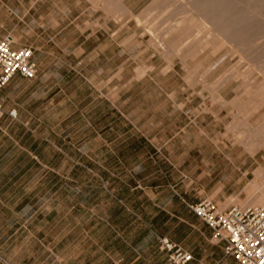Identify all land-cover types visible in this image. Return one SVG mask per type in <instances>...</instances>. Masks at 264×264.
Returning a JSON list of instances; mask_svg holds the SVG:
<instances>
[{
  "label": "rangeland",
  "instance_id": "rangeland-1",
  "mask_svg": "<svg viewBox=\"0 0 264 264\" xmlns=\"http://www.w3.org/2000/svg\"><path fill=\"white\" fill-rule=\"evenodd\" d=\"M161 1L0 0V38L30 47L38 68L0 96L7 112L29 121L27 155L88 169L89 194L101 195V264H163L154 248L161 236L195 249L196 264H237L186 203L245 207L264 188V0L250 24L261 32L247 38L218 35L228 21L213 28L206 1ZM141 162L132 181L116 165ZM58 173L63 179L43 181V194L60 185L59 196L69 193L67 172ZM38 262L55 264L24 263Z\"/></svg>",
  "mask_w": 264,
  "mask_h": 264
},
{
  "label": "crops",
  "instance_id": "crops-1",
  "mask_svg": "<svg viewBox=\"0 0 264 264\" xmlns=\"http://www.w3.org/2000/svg\"><path fill=\"white\" fill-rule=\"evenodd\" d=\"M68 71L79 73L74 68ZM0 104V252H18L11 256L0 253V260L7 264H25L27 259L36 261L40 258L50 259L55 264H101V195L93 197L89 194L88 169L83 164L68 161L59 168L56 162L43 163L39 156L27 155L23 141L27 137L29 121L21 114L18 115L15 109H11L16 112L15 118L10 117L8 113L11 110L6 111L1 96ZM139 137L146 141L152 139L147 133H140ZM116 165L128 173L126 178L129 181L134 179L139 168L147 166L144 162ZM258 168L264 171V155L259 158ZM79 169H82L84 177L74 180L73 171ZM101 169L105 167L101 165ZM112 170H116L115 165ZM62 171L67 172L64 179L71 183L69 193L64 197L59 196L56 192L62 189L63 185H60L55 193L43 194L46 190L43 181L49 178L50 182L58 184L59 178L60 181L63 179V175L58 172ZM114 177L117 179L119 176ZM74 183L77 185L73 186ZM54 187L50 185V190ZM91 199H97L92 207ZM201 200L207 199L187 202L186 208ZM197 220L199 226L208 231L210 241L220 246L222 253V244L215 243L211 239L210 229ZM160 238H166L188 251L193 257V264H196L195 249L184 241L161 236L156 240L154 248L162 254L163 264L165 255L158 248Z\"/></svg>",
  "mask_w": 264,
  "mask_h": 264
},
{
  "label": "built area",
  "instance_id": "built-area-1",
  "mask_svg": "<svg viewBox=\"0 0 264 264\" xmlns=\"http://www.w3.org/2000/svg\"><path fill=\"white\" fill-rule=\"evenodd\" d=\"M36 74L33 50L16 47L9 35L0 38V90L15 76L33 80ZM8 115L15 118L16 112L11 110ZM188 209L210 229L211 239L222 244L224 259L231 258L237 264H264V203L219 210L212 201L201 200L188 205ZM158 248L165 255V264H193L188 251L166 238L158 240Z\"/></svg>",
  "mask_w": 264,
  "mask_h": 264
},
{
  "label": "bare ground",
  "instance_id": "bare-ground-1",
  "mask_svg": "<svg viewBox=\"0 0 264 264\" xmlns=\"http://www.w3.org/2000/svg\"><path fill=\"white\" fill-rule=\"evenodd\" d=\"M166 1L167 0H165V1L162 0L161 2L162 3L163 2L165 3ZM168 1L171 2V3H173V4L183 3L184 1L185 2L187 1L188 4L189 3H192V2L195 5L197 3L199 4V1L196 2L197 0H168ZM201 1L202 2H200V3H203V1H206L208 4L212 5V7H211L212 9L207 13V15L209 17L207 15L206 16L209 18V20L210 19H213L215 21V22H213V20H210V22L212 21L213 23H216V24H213V26L214 25H217L219 27L220 25H222L223 22H227V21L229 22V24H231L230 26H227V24H228V22H227L226 26H224V25L223 26H220V29L217 28L216 26H214L213 28L216 27L215 29H217V33L218 32L220 33V34L218 33V35H223V36H226L227 35V36L232 37V38H235V37L236 38H238V37L247 38V36H254V37H256L261 32V31L258 32L260 28H258V27L253 28V27L250 26V24H252V22H253L252 20L254 18L258 17L259 15H261V13H262L261 8L258 10L257 9L258 7H256V8L253 7V9H255V10L252 11V6L257 5V4H255L257 2V0H247V1H245V3H243L244 6H246V9L250 10L249 8L251 7L250 12L248 11L250 14L247 17H245L246 16V13H245V15H243V13L242 14L240 13L241 10L239 12H237L239 10V9L237 10V8L238 7H241L243 4L241 5L236 0H201ZM169 2H167V3H169ZM243 8H245V7H243ZM233 9L236 10V13H234V14L232 13V10ZM243 11H244V9H243ZM177 14H178V12H177ZM241 16H244V17H241ZM261 18H262V16H261ZM259 20H257V21H259ZM210 22H209V24H211ZM253 23L256 24V22H253ZM211 26H212V24H211ZM249 197L250 198H249V201L247 203L248 205H250V206L260 205L261 203L264 202V188L263 189L261 188L260 190L254 192V193L252 192Z\"/></svg>",
  "mask_w": 264,
  "mask_h": 264
}]
</instances>
